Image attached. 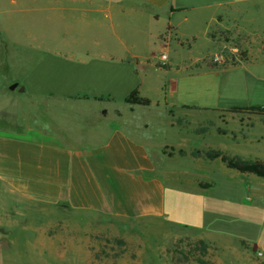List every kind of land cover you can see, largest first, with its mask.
Here are the masks:
<instances>
[{
  "label": "crops",
  "instance_id": "crops-1",
  "mask_svg": "<svg viewBox=\"0 0 264 264\" xmlns=\"http://www.w3.org/2000/svg\"><path fill=\"white\" fill-rule=\"evenodd\" d=\"M188 25L196 28L188 32ZM201 37L216 53L238 41L248 56L264 54V0H0V91L7 89L3 80L8 74L11 78L26 72L15 68L14 56L27 58L35 51L42 60L29 71L36 72L37 86L47 90L31 88V99L45 113L36 128L27 120L22 126L13 100L0 98L5 219L32 221L36 232L44 234L59 232L61 217L72 214L74 264H93L94 259L125 264L124 257L100 252L113 242L93 240L91 226L93 217L118 225L128 221L147 227L153 237L162 234L159 241L136 242L142 252L130 262L162 264L163 252L188 237L179 232L189 229V216L198 214L189 202L202 192L196 186L190 194L187 187L171 182L203 180L207 173L204 162L192 156L197 146L170 145L167 130L187 131L193 144L195 136L183 122L189 112L229 109L166 103L167 120L158 129L140 113L152 101L141 106L125 99L135 89L144 96L140 74L149 66L148 46L181 45L183 39ZM13 80L10 90L14 84L15 90L28 88L18 76ZM119 83L129 84L127 95L114 94ZM180 110L187 113L180 116ZM232 120L241 128L242 118ZM221 150L215 145L210 149ZM173 162H182L184 168L172 169ZM145 254L149 257H141ZM36 264L52 262L41 258Z\"/></svg>",
  "mask_w": 264,
  "mask_h": 264
},
{
  "label": "rangeland",
  "instance_id": "rangeland-1",
  "mask_svg": "<svg viewBox=\"0 0 264 264\" xmlns=\"http://www.w3.org/2000/svg\"><path fill=\"white\" fill-rule=\"evenodd\" d=\"M195 28L194 25H188L187 31L191 32ZM223 38L229 39L227 36ZM181 43L174 42L170 46L156 43L146 48L149 66L140 74V78L144 82L143 97L151 100L153 105L148 110L140 111L144 120L149 119L151 124L160 129L167 120L164 113L166 103L223 109L264 107V54L255 52L248 56L238 41L233 45L230 43V47L218 53L206 38L201 37L198 41L187 38ZM234 49H238V52ZM162 54L168 56L167 64L172 62L171 67H164ZM217 57L224 60L216 62ZM13 59L16 61L15 68H23L26 72L13 73L11 78L8 74V79L3 80L7 89L0 91V98L13 100L12 105L19 111L22 126L26 125L27 120L28 124L36 128L37 123L45 118V113L31 99V88L37 92L47 90L37 86L34 82L36 72L30 73L29 70L36 68L42 58L35 51L27 58L14 56ZM16 76L28 87L23 93L20 88L10 90V83L15 81L13 78ZM121 85L118 84L117 92L112 90L118 97L126 94L130 87L129 84ZM157 102L161 106H156ZM178 113L184 116L187 112L180 110ZM232 118H242L241 128L236 127ZM183 122L187 124L190 136H195V142H190L187 131L169 129L168 134L166 130L164 133L170 145L185 149L194 145L197 146L196 151L200 152H208L215 145L229 156L264 163L263 116H234L227 111L218 114L189 112ZM199 159V162H204L207 172L203 180H168L173 185L187 187L190 194H195L192 191H195L196 186L202 192L189 202L190 207L198 209V214L189 216V229L179 232L188 237L163 252L161 257L166 260H162V264H244L250 259L263 262L264 179L227 169L219 160L212 163L204 158ZM183 162L189 163L187 159ZM207 164H212L213 168ZM170 167L174 170L184 168L182 162H173ZM2 183L0 181V194L4 193ZM205 184H211L212 187L203 188ZM4 207L0 200V264H36L41 258L49 259L52 264H74L72 241L76 234L69 228L72 226V214L61 217L59 232L48 231L43 234L36 232L32 221L23 224L21 217H14L15 221L9 223L5 219ZM91 227L93 240L113 242L111 248L100 252L108 258L124 257L125 264H132L130 259L142 252L135 245L136 242L162 240L161 233V236L157 233L153 237L146 231L147 227L128 221L118 225L114 220L93 217ZM201 238L207 245L206 255L198 242ZM259 252H262L263 257L258 256ZM141 257L149 256L145 254ZM107 263L110 264L93 261V264Z\"/></svg>",
  "mask_w": 264,
  "mask_h": 264
},
{
  "label": "trees",
  "instance_id": "trees-1",
  "mask_svg": "<svg viewBox=\"0 0 264 264\" xmlns=\"http://www.w3.org/2000/svg\"><path fill=\"white\" fill-rule=\"evenodd\" d=\"M125 102L128 104H134V105H141V106H150L151 100L147 98H143L140 96V92L138 89H135L126 99ZM230 113L234 114H255L259 116L264 117V107H233L228 110ZM167 154V151H165ZM182 155L184 152H180ZM169 156H173V154H169ZM192 156L194 158H204L208 161H221L227 169H230L232 171H236L239 174L242 175H251L256 176L258 178L264 179V163L261 162H254V161H246L239 157H232L229 156L226 153H223L221 151H208V152H200L196 151L192 153ZM203 188H211V184H205L202 186ZM201 247L203 248L204 254H207V245L205 241L199 240L198 241Z\"/></svg>",
  "mask_w": 264,
  "mask_h": 264
},
{
  "label": "built area",
  "instance_id": "built-area-1",
  "mask_svg": "<svg viewBox=\"0 0 264 264\" xmlns=\"http://www.w3.org/2000/svg\"><path fill=\"white\" fill-rule=\"evenodd\" d=\"M234 51H235V52H238V49H234ZM215 60H216V62H218V61H223L224 58H222V57H217ZM161 61L164 63V66H166V65H167V62H168V56H167L166 54H162V55H161ZM172 98H174V96H173ZM258 256H259V257H263L262 252H259V253H258Z\"/></svg>",
  "mask_w": 264,
  "mask_h": 264
},
{
  "label": "water",
  "instance_id": "water-1",
  "mask_svg": "<svg viewBox=\"0 0 264 264\" xmlns=\"http://www.w3.org/2000/svg\"><path fill=\"white\" fill-rule=\"evenodd\" d=\"M18 87V84H14L12 87H11V90H15L16 88ZM20 91H24L23 88L20 89Z\"/></svg>",
  "mask_w": 264,
  "mask_h": 264
}]
</instances>
